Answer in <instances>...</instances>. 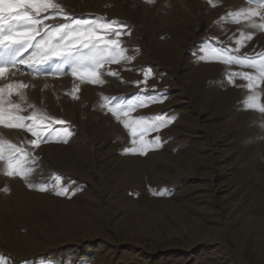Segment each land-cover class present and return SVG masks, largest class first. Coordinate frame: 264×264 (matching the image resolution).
<instances>
[{
	"label": "rangeland",
	"instance_id": "rangeland-1",
	"mask_svg": "<svg viewBox=\"0 0 264 264\" xmlns=\"http://www.w3.org/2000/svg\"><path fill=\"white\" fill-rule=\"evenodd\" d=\"M57 2L75 18L123 22L130 35L120 39L134 58L106 64L102 86L82 82L71 62L59 59L35 72L19 65L0 78V86L27 85L18 90L23 102L7 97L22 103L21 115L38 111L65 121L53 126L71 133L67 143L34 148L27 143L31 133L0 127V136L38 157L29 179L48 188L30 189L0 173V264H264V114L243 105L251 94L247 81L226 79L227 72L253 70L201 59L210 48L229 56L264 52V31L246 20L217 24L229 11L255 4ZM242 31L253 39L237 53ZM145 72L151 73L146 82ZM256 91L264 103V84ZM113 105L132 107L133 117L176 119L148 134L161 137L160 148L124 154L131 138L108 111ZM57 175L65 195H56Z\"/></svg>",
	"mask_w": 264,
	"mask_h": 264
},
{
	"label": "snow or ice",
	"instance_id": "snow-or-ice-1",
	"mask_svg": "<svg viewBox=\"0 0 264 264\" xmlns=\"http://www.w3.org/2000/svg\"><path fill=\"white\" fill-rule=\"evenodd\" d=\"M146 2L154 3L155 0H146ZM209 3L213 7L216 6L213 0H209ZM249 3L255 4V7H242L237 11H229L217 24L241 23L246 20L247 27L264 31V0H249ZM256 17H259L260 23L255 21ZM57 18L65 22L46 23ZM123 27V22L109 21L104 17H96L92 20L75 18L66 13L57 0H0V78L6 77L12 68L19 70V65H24L35 72L38 66L50 60L59 59L65 63L71 62L73 76L78 75L82 82L102 86L104 80L100 70L106 64H119L121 61H130L134 58L126 55L127 49L123 47L120 39L121 35H130L123 31ZM252 39L253 34L240 32L239 39L235 40L234 50L239 53L240 48ZM203 51L204 55L201 59L205 62L235 64L253 70V72H227L226 79L233 85L236 78L247 81L246 88L251 94L244 99L243 105L264 114L261 94L256 91L259 85L264 84V52L257 53L255 56L247 54L229 56L215 48ZM108 74L118 76L115 71H110ZM143 75L146 82L151 73L145 72ZM139 83L141 82L138 81L137 84ZM25 87L27 85L22 82L0 86V127L17 128L31 133L34 139L28 140L27 143L34 148L39 147L41 142L67 143V137L71 135L69 129L53 126L65 125V121L38 111H32L28 116L21 115L20 113L26 111L22 103H13L7 99L12 95H18L23 102V93L18 90ZM104 99L108 100V98ZM108 111L128 131L132 146L124 148L123 151L124 154L130 155H147L148 151L160 148L161 137L157 135L153 139H148V134L159 131L176 119L174 116L169 117L164 114L133 117L132 107L125 109L113 105L108 106ZM260 126L264 127V123ZM42 129L47 130L46 134ZM36 159L38 157H34L27 149L18 147L0 136V162L4 165L0 168V173L8 177H19L30 189L47 191L46 185L30 182L29 178L35 169L29 165L35 163ZM60 181L61 178L57 175L56 195H65L66 190ZM3 191L7 192L9 189L5 187ZM149 191L153 195L165 194V190L150 188Z\"/></svg>",
	"mask_w": 264,
	"mask_h": 264
},
{
	"label": "bare ground",
	"instance_id": "bare-ground-1",
	"mask_svg": "<svg viewBox=\"0 0 264 264\" xmlns=\"http://www.w3.org/2000/svg\"><path fill=\"white\" fill-rule=\"evenodd\" d=\"M27 198V197H26ZM23 201L25 202V203H28L26 200H24V198H23Z\"/></svg>",
	"mask_w": 264,
	"mask_h": 264
}]
</instances>
